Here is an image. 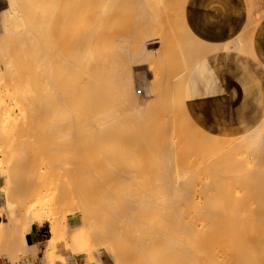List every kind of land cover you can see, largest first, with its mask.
Returning <instances> with one entry per match:
<instances>
[{
  "label": "bare ground",
  "instance_id": "1",
  "mask_svg": "<svg viewBox=\"0 0 264 264\" xmlns=\"http://www.w3.org/2000/svg\"><path fill=\"white\" fill-rule=\"evenodd\" d=\"M177 5L0 0L2 253L29 252L26 232L48 223L43 264H65L71 216L75 252L97 264H264V132H185L176 103L197 55ZM142 69L150 98L134 89Z\"/></svg>",
  "mask_w": 264,
  "mask_h": 264
},
{
  "label": "crops",
  "instance_id": "2",
  "mask_svg": "<svg viewBox=\"0 0 264 264\" xmlns=\"http://www.w3.org/2000/svg\"><path fill=\"white\" fill-rule=\"evenodd\" d=\"M175 1L197 55L183 89L188 117L202 131L219 138L264 132V0ZM133 83L144 96L153 94L145 69L135 70ZM3 222L0 213V224ZM69 225L77 228L74 220ZM50 239L46 225L36 223L25 234V247H31L29 252L35 247L36 254L26 249L15 254L10 244L12 250L2 253L0 244V264H19L15 258L21 256L25 261L19 259L20 264H29L27 259L30 264H43ZM55 254L65 264H91L87 256L67 251L64 243L57 245Z\"/></svg>",
  "mask_w": 264,
  "mask_h": 264
},
{
  "label": "rangeland",
  "instance_id": "3",
  "mask_svg": "<svg viewBox=\"0 0 264 264\" xmlns=\"http://www.w3.org/2000/svg\"><path fill=\"white\" fill-rule=\"evenodd\" d=\"M166 8L168 9V7L166 6ZM173 13H174V21H175V30L176 29H178V33L175 31V33L178 35V36H180L181 38H182V40H183V44H184V46H186V45H189L191 48L193 47V41H192V39L190 38V36H189V34H188V32H187V30L185 29V27L183 26V22H182V20H181V15H180V13H178L177 12V8H175L174 10H173ZM184 64V63H183ZM180 66H182V67H184L182 64L180 65ZM135 72V71H134ZM185 75L183 76V79H185V80H183L184 82L186 81V78H187V76H188V74L189 73H184ZM145 75H146V73H145ZM135 89V88H134ZM138 94H141L139 91H137V90H135ZM152 95L153 94H151V95H143V94H141V96L144 98H150V97H152ZM139 96V95H138ZM140 96V97H141ZM183 97V96H182ZM182 97L180 98V100L176 103V105H177V107H178V113L181 115V117H182V121L184 122L183 124L186 126L185 128H184V130H185V132H187L188 133V130L189 131H191L190 132V134H192L193 133V135L194 134H196V136L195 137H207V138H215V139H219V140H224V141H229V140H239V139H241V138H244V137H249L250 135H252L253 134V132L252 133H250V134H248V135H246V136H241V137H236V138H219V137H215V136H211V135H209V134H207L206 132H204V131H202L200 128H198L197 126H195L194 125V123L191 121V119L188 117V115L186 114V112L184 111L185 109H184V105H182L183 104V101H182ZM142 98V100H144ZM180 102H182V103H180ZM183 109V110H182ZM183 111V113H180V112H182ZM184 116H186V117H184ZM181 117H180V119H181ZM184 118H185V121H184ZM182 121H181V123H182ZM193 123V124H191V122ZM186 123L187 124H189L188 125V127H189V129H188V127H187V125H186ZM182 124V125H183ZM191 126H192V128H191ZM184 127V126H183ZM194 127V128H193ZM191 129V130H190ZM258 130H256V131H254V133L255 132H257ZM197 132V133H196ZM200 132V133H199ZM261 132V131H260ZM203 133V134H202ZM206 133V134H205ZM197 134H200V135H202V136H200V135H198L197 136ZM181 147V146H180ZM182 148V147H181ZM181 153H182V150H181ZM180 153V154H181ZM179 154V155H180ZM183 154L184 155H180L181 157H182V159H187V156L188 155H190V154H188V153H184L183 152ZM247 155V154H246ZM179 156V158H181ZM186 156V157H185ZM242 156V155H241ZM244 156V155H243ZM195 157V156H194ZM194 157L193 158H191V156H190V159L191 160H189V161H192L193 159H194ZM241 159H244L245 158V156H244V158L243 157H240ZM2 164V163H1ZM0 164V172H1V170H3V164L1 165ZM5 184H6V182H5V179L4 178H2L1 177V173H0V198H1V196L2 195H4V193H5V191H6V188H5ZM118 187H119V185H117ZM0 213H1V209H0ZM71 220H74L73 219V217H68V221H67V232H66V234H65V239H64V242H62V243H64L65 244V246H66V248H67V251H70L71 253H73V255H85V256H87L88 258H89V260L91 261V264H97V263H95L96 262V258H95V255L92 253V254H90V253H86L84 250H82L81 248H80V250L78 251V252H75V250H74V247H73V245L75 246V244L77 243V244H80V246H82L83 245V238H80V241H76V239L77 238H75V234L76 233H78L77 231H80L77 235H79L80 234V236L79 237H83V234H82V232L83 231H81V229H79L78 230V228H70V225H69V223L71 222ZM45 225H46V229L48 230V231H50V226H49V224L48 223H44ZM70 231V232H69ZM75 231V232H74ZM74 234V235H73ZM50 235H51V233H50ZM68 235V236H67ZM71 235V236H70ZM76 235V236H77ZM72 237V238H71ZM73 237H74V239H73ZM78 237V236H77ZM79 239V238H78ZM69 240V241H68ZM76 241V242H75ZM82 241V242H81ZM108 242V244H110V242L109 241H107ZM75 243V244H74ZM82 243V244H81ZM104 244V243H103ZM105 244H107V243H105ZM98 246V245H97ZM96 246V247H97ZM103 246V245H102ZM106 246V245H105ZM105 246L103 247V248H105ZM108 246H110V245H108ZM100 247V248H99ZM98 248H96L98 251H100L102 248H101V246H99ZM109 248H111V246L109 247ZM108 247H106L105 249H109ZM75 252V253H74ZM47 258H48V254L47 253H45V255H44V258H43V260H41V262L42 263H44L46 260H47ZM57 259H59V260H64V258L62 257V256H57ZM94 259V260H93ZM17 260V259H16Z\"/></svg>",
  "mask_w": 264,
  "mask_h": 264
}]
</instances>
